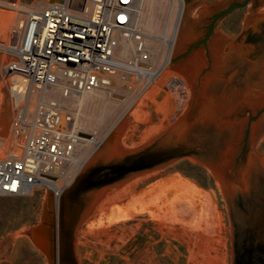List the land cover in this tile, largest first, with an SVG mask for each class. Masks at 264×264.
Wrapping results in <instances>:
<instances>
[{"label":"built area","instance_id":"2783aa9c","mask_svg":"<svg viewBox=\"0 0 264 264\" xmlns=\"http://www.w3.org/2000/svg\"><path fill=\"white\" fill-rule=\"evenodd\" d=\"M166 1L171 34L155 65L136 22V0H0V68L6 79L16 77L7 85L11 118L8 149L0 155V196L43 191L59 211L61 193L124 115L106 129H87L85 95L101 92L129 109L160 79L186 97L185 79L166 71L185 2ZM121 42L132 50L118 56Z\"/></svg>","mask_w":264,"mask_h":264},{"label":"water","instance_id":"95a60500","mask_svg":"<svg viewBox=\"0 0 264 264\" xmlns=\"http://www.w3.org/2000/svg\"><path fill=\"white\" fill-rule=\"evenodd\" d=\"M184 2L169 68L187 82L188 106L169 128L134 150L118 143L125 115L61 193L59 264H79L76 232L98 202L128 180L183 156L207 166L218 183L230 221L231 264H264V154L255 151L264 137V0ZM246 6L239 36L213 31L226 14Z\"/></svg>","mask_w":264,"mask_h":264},{"label":"rangeland","instance_id":"374dc122","mask_svg":"<svg viewBox=\"0 0 264 264\" xmlns=\"http://www.w3.org/2000/svg\"><path fill=\"white\" fill-rule=\"evenodd\" d=\"M247 6L226 14L213 31L223 32L229 39L239 36ZM163 46L167 48L165 43ZM159 63L156 61L155 65ZM166 71L181 76L170 68ZM0 76V117L8 121L3 130L8 134H0L1 155L8 149L4 138L9 136L11 100L1 68ZM157 82L129 109L104 99L108 104L95 106L101 108L100 119L93 120L90 129H106L124 112L116 125L125 115L128 123L118 143L124 150H134L169 128L188 106L187 82L185 98L167 80ZM1 93L5 95L3 100ZM57 95L54 92L50 96ZM34 99L33 96L31 100ZM258 143L255 151L264 154V137ZM176 174L204 188L210 193H207L208 199L190 204L187 194L169 183L170 177ZM49 201L52 204L50 195L43 191L29 196H0V264L59 262L55 211L54 206L48 211ZM125 213L126 220L98 223L101 218ZM45 230L47 236L41 235ZM230 235L228 212L212 172L190 156H183L128 180L98 202L76 232L77 259L79 264H231Z\"/></svg>","mask_w":264,"mask_h":264},{"label":"bare ground","instance_id":"6f19581e","mask_svg":"<svg viewBox=\"0 0 264 264\" xmlns=\"http://www.w3.org/2000/svg\"><path fill=\"white\" fill-rule=\"evenodd\" d=\"M184 8H185V5H184ZM136 11H137L136 22L138 23V25L140 26L141 30L144 32V34L146 36V45H147V49L149 50V52L152 55V61L153 62L159 61V60H161L163 58V55H164V52H165V49H164L163 44L164 43L166 44L165 40L171 34L170 29H171L172 22H173V12L170 10V4L166 0H136ZM183 12H184V9H183V11L181 13L180 20H179L180 22L178 23V27L175 30V34H173V36H172V42H171V45H170L171 46L170 47L171 53H170V56H169L170 59L172 58V55H173V51H174V47H175V43H176V39H177L179 27H180V23H181V20H182ZM162 38H164V39H162ZM131 50H132V44L121 42L120 43L119 50L117 51V55L118 56H123L124 54L128 53V51H131ZM15 79H16V77L8 78V79L5 78V84H6V86L7 85H10V84L12 85L14 83V80ZM187 86H188V84H187ZM187 89H188L187 90L188 91V94L190 96L191 91H190L189 86H188ZM8 93H9V91H8ZM45 94L46 95L54 94V91H49V92L46 91ZM4 96L5 95L3 93H1V100L4 99ZM82 100H83V102L85 104V109H84V116H85L84 125H85V127L87 129H90L91 126L93 125V122L92 121L95 120V119L96 120L100 119V118H98V116H100L99 114H101V108L96 109L95 106H102L103 107L104 105H107L108 103L104 100V95L101 92H93V93H90L88 95H85ZM4 106H5V103H4ZM4 109L6 110V107ZM0 118H1V122H0V134H2L3 133V130L6 129V126H7V122L8 121H7V118H5L4 116L3 117H0ZM116 126L114 127V129L116 128ZM114 129H112L110 131V133L107 135L106 139L108 138V136L112 133V131ZM6 132L3 133V134L6 135ZM7 134H8V132H7ZM94 154H92V156ZM92 156L88 159V161L92 158ZM88 161L86 162V164L88 163ZM169 183L172 186H175V187L181 189L182 191H184V193L187 194L186 197H188V202L190 204H192V205L195 202V200H200L203 203V201H206L208 199L207 193H209V192H206V190L204 188H202L201 186H199L197 183H195L194 181H192V180H190V179H188V178H186V177H184L182 175H179V174L177 175L176 174V176L170 177ZM216 184L218 186V183L217 182H216ZM147 192H149V191H147ZM144 193H146V192H144ZM47 203H48L47 205H48V211H49V209H52V207H53L52 204L53 203L51 204L50 201L47 202ZM199 206H201V205H199ZM195 207H196V205H195ZM127 213H125V214H127ZM58 214H59V211L58 212L55 211V226L54 227H56L55 228L56 229V234L55 235H56V247L58 249L57 251H59V243H58ZM120 215L121 214H119V216H116V217H107L106 219L101 218V219L98 220V223H103L105 221H107V222H116V221H118L120 219L122 221V219L126 220V218L128 217V214L127 215H122V216H120ZM46 221L48 222L47 216H46ZM42 230L43 229L41 228V231ZM46 232H47L46 230L44 232H41V235H46ZM35 238H37V237L35 236ZM43 240H44V236H43ZM44 245H46L45 248L47 249V242ZM57 251H55V252H57ZM57 264H59V262H57Z\"/></svg>","mask_w":264,"mask_h":264},{"label":"trees","instance_id":"16d2710c","mask_svg":"<svg viewBox=\"0 0 264 264\" xmlns=\"http://www.w3.org/2000/svg\"><path fill=\"white\" fill-rule=\"evenodd\" d=\"M33 201H35V200H33ZM1 236H2V233H0V238H1Z\"/></svg>","mask_w":264,"mask_h":264},{"label":"snow or ice","instance_id":"6c2138e0","mask_svg":"<svg viewBox=\"0 0 264 264\" xmlns=\"http://www.w3.org/2000/svg\"><path fill=\"white\" fill-rule=\"evenodd\" d=\"M13 188H14V185H13Z\"/></svg>","mask_w":264,"mask_h":264},{"label":"flooded vegetation","instance_id":"af4514ba","mask_svg":"<svg viewBox=\"0 0 264 264\" xmlns=\"http://www.w3.org/2000/svg\"><path fill=\"white\" fill-rule=\"evenodd\" d=\"M234 2V1H233ZM232 3V2H231Z\"/></svg>","mask_w":264,"mask_h":264}]
</instances>
